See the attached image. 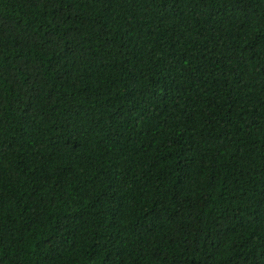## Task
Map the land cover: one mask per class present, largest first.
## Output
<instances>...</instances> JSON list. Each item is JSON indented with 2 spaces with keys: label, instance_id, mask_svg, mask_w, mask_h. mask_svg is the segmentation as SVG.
<instances>
[{
  "label": "trees",
  "instance_id": "1",
  "mask_svg": "<svg viewBox=\"0 0 264 264\" xmlns=\"http://www.w3.org/2000/svg\"><path fill=\"white\" fill-rule=\"evenodd\" d=\"M0 264H264V0H0Z\"/></svg>",
  "mask_w": 264,
  "mask_h": 264
}]
</instances>
